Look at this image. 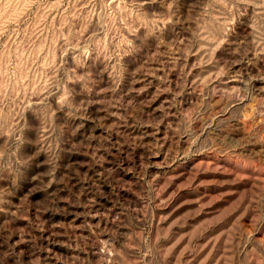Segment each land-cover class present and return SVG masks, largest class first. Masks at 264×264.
I'll list each match as a JSON object with an SVG mask.
<instances>
[{
    "label": "rangeland",
    "instance_id": "374dc122",
    "mask_svg": "<svg viewBox=\"0 0 264 264\" xmlns=\"http://www.w3.org/2000/svg\"><path fill=\"white\" fill-rule=\"evenodd\" d=\"M0 264H264V0H0Z\"/></svg>",
    "mask_w": 264,
    "mask_h": 264
}]
</instances>
